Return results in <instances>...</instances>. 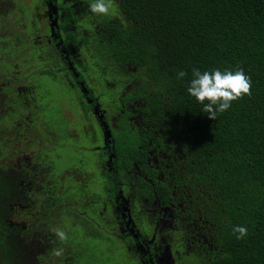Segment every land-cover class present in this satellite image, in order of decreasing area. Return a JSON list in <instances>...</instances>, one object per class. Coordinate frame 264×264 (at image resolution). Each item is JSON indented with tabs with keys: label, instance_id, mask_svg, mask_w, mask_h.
I'll list each match as a JSON object with an SVG mask.
<instances>
[{
	"label": "rangeland",
	"instance_id": "rangeland-1",
	"mask_svg": "<svg viewBox=\"0 0 264 264\" xmlns=\"http://www.w3.org/2000/svg\"><path fill=\"white\" fill-rule=\"evenodd\" d=\"M55 2L58 25L66 7L75 15L74 40L68 42L61 28L59 33L109 129L94 115L56 49L49 0H0V168L13 167V180L20 185L7 224L38 240L39 264H146L143 245L152 264L207 259L216 250L211 201L187 168L178 131L171 137L152 131L145 159L170 183L169 205L136 196V162L117 172L119 194L143 238L140 244L106 190L112 166L106 131L117 132L122 113L131 131H150L139 110L152 93L145 71L118 62L108 49L106 24H131L120 11V0L110 17L88 13L93 0ZM54 228L64 231L67 240L60 241ZM61 249V256H53Z\"/></svg>",
	"mask_w": 264,
	"mask_h": 264
},
{
	"label": "trees",
	"instance_id": "trees-1",
	"mask_svg": "<svg viewBox=\"0 0 264 264\" xmlns=\"http://www.w3.org/2000/svg\"><path fill=\"white\" fill-rule=\"evenodd\" d=\"M119 6L131 24H107L108 49L118 62L145 71L152 93L139 110L150 131H131L122 116L109 143L106 187L116 188L113 173L136 162L138 194L169 205L170 183L145 159L152 131L169 137L178 131L187 168L209 195L215 227L216 250L197 264H264V0H120ZM71 20L67 12L69 41ZM238 67L251 78V96L208 119L187 92L192 69ZM179 71L187 76L177 79ZM15 175L13 167L0 168V264H39L38 240L6 222L20 192ZM236 225L248 229L242 240L233 234Z\"/></svg>",
	"mask_w": 264,
	"mask_h": 264
},
{
	"label": "clouds",
	"instance_id": "clouds-1",
	"mask_svg": "<svg viewBox=\"0 0 264 264\" xmlns=\"http://www.w3.org/2000/svg\"><path fill=\"white\" fill-rule=\"evenodd\" d=\"M87 12L98 17H110L116 15L115 0H93L88 4ZM187 73L179 71L177 79H184ZM251 78L245 74L242 68L237 70L213 69L201 72L197 68L192 69L187 92L199 103L203 104L201 111L207 114L208 119L216 120L217 113L228 110L234 101L243 99L244 96H251ZM233 234L237 240H242L248 235V229L244 226H233ZM60 241H66L67 235L60 229H53ZM61 250H55L52 254L55 257L62 255Z\"/></svg>",
	"mask_w": 264,
	"mask_h": 264
},
{
	"label": "flooded vegetation",
	"instance_id": "flooded-vegetation-1",
	"mask_svg": "<svg viewBox=\"0 0 264 264\" xmlns=\"http://www.w3.org/2000/svg\"><path fill=\"white\" fill-rule=\"evenodd\" d=\"M55 1L56 0H49L48 20H49L50 32L52 34L53 41L55 42L56 49L59 52V54L63 57V60L66 62V65H67V68H68L69 72L72 74L73 78L78 83L81 91L83 92V95L89 100L91 106H93V113H94V115H96V117L99 119L100 124L104 128L107 127V129H109L106 121L104 120V115L102 114V111L100 109H98L96 103L94 102V99H93V96L91 94L90 89L86 86L85 82L83 81V77L80 76V74L75 70L74 64H73L72 60L70 59V57L68 55V51L64 48V45H63V42H62V39H61V35L59 33V28H61L63 30L64 34L66 35V40L68 42H72L74 40V38H73L72 41H69L68 36L66 34V31L64 30L63 25H65V23H66V13L69 12L70 15H71V17H72V20L69 21V24H70L69 30L74 33V31H73V24L75 22V15L71 11V8L66 7L63 10V13H62V16H61V20H60V23L58 25V6L56 5V2ZM107 24H106V26H107ZM105 31H106V27H105ZM74 37H75V33H74ZM81 83H82V85H81ZM96 111H98V112H96ZM100 115L102 116V118H99ZM122 116H123V113H122ZM121 119H122V117H121ZM109 134H110L109 137L108 136L107 137L110 139L109 140V143H110L111 136L113 134H115V133L112 134L110 132ZM109 143H108V148H109V152H110V156H111L110 159L112 161L113 154H112L111 149L109 147ZM110 168H109L108 172L110 171ZM139 171H140V169H139ZM108 172H107V176H108ZM140 173H141V171H140ZM113 174L115 176H117L116 173H113ZM136 177H135V179H136ZM135 179H134L133 184H134V187H135L136 196L138 198H140V199H144V200L148 201L147 198L142 197V196H140L138 194L137 187H136V184H135ZM116 180H117V178H116ZM106 182H107V177H106ZM106 182H105V187H106ZM116 183H117V181H116ZM106 190L108 191L109 195H113L115 197L116 201L118 202V204H119V206H120V208L122 210L121 215L123 216V219L126 221V226H127L128 230H129L128 232L135 239V241H137L140 244V242L143 241L142 240L143 238L141 237L140 233L138 232V230L136 229V227L133 224V220H132V217H131L130 210H129L128 206L125 205L122 202L121 195L119 194L118 183L116 185V188H114V187L113 188L106 187ZM152 201H157L158 204L161 205L157 199H154ZM162 206H166V205H162ZM110 244H111V241L108 242L107 244H105L104 247L106 248ZM99 251H103L102 248ZM148 252H149V249H148L147 245H143V252H142V255H141L142 256V259L144 260V262L146 264H152V261L149 258Z\"/></svg>",
	"mask_w": 264,
	"mask_h": 264
},
{
	"label": "water",
	"instance_id": "water-1",
	"mask_svg": "<svg viewBox=\"0 0 264 264\" xmlns=\"http://www.w3.org/2000/svg\"><path fill=\"white\" fill-rule=\"evenodd\" d=\"M81 85H82V83H81ZM96 112H98V111H96ZM99 118H102V116L100 115ZM106 133H107V136L109 137L110 134H109L108 130L106 131Z\"/></svg>",
	"mask_w": 264,
	"mask_h": 264
}]
</instances>
